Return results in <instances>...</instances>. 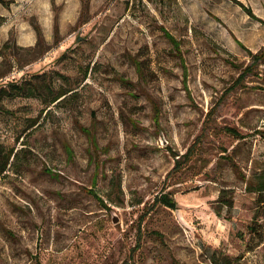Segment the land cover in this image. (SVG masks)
Here are the masks:
<instances>
[{"label":"rangeland","instance_id":"obj_1","mask_svg":"<svg viewBox=\"0 0 264 264\" xmlns=\"http://www.w3.org/2000/svg\"><path fill=\"white\" fill-rule=\"evenodd\" d=\"M78 1L0 35V264H264V0Z\"/></svg>","mask_w":264,"mask_h":264},{"label":"crops","instance_id":"obj_2","mask_svg":"<svg viewBox=\"0 0 264 264\" xmlns=\"http://www.w3.org/2000/svg\"><path fill=\"white\" fill-rule=\"evenodd\" d=\"M12 3L8 7L0 5V16L5 18L4 24L0 27V35L8 34L11 29L20 30L21 39L18 42L21 46H33L37 42V34L32 20L38 23L40 32L46 31V40L52 38L55 21L62 17V22L67 25L75 24L79 19L80 4L78 0H8ZM62 4L64 11L56 18L54 4ZM69 7L66 9V7ZM47 31L49 34L47 35Z\"/></svg>","mask_w":264,"mask_h":264},{"label":"trees","instance_id":"obj_3","mask_svg":"<svg viewBox=\"0 0 264 264\" xmlns=\"http://www.w3.org/2000/svg\"><path fill=\"white\" fill-rule=\"evenodd\" d=\"M11 3H12V1L0 0V5H2L4 7H8ZM4 22H5V18L0 16V27L4 24ZM34 28H35V31L37 33L38 39H39L40 30L37 27H34ZM177 47H178V45H177ZM251 56H252V59L254 60V62H258L259 60L264 58L263 52H261L260 54H255V55L251 54ZM250 68H251V66L247 67L242 74L246 75L247 72L250 70ZM243 75H242V77H243ZM67 94H69V91L58 93L52 99L51 104L65 98ZM193 150H194V147L189 149L188 153L186 154V159L189 160V157L193 154ZM10 156L8 157V159L10 158ZM177 165H179V162H177ZM250 189H252V191H254V192L259 193V195H261V197L263 198L264 197V179L257 186H255L254 184L251 185ZM89 193L92 194L97 200L102 202L101 199L93 191H90ZM222 200H223V198H222ZM262 201H264V200H260V202H262ZM158 204H160L161 206L170 208L172 210L177 208L176 202L166 194L160 195L154 199L153 206L158 205ZM225 205H227V204L225 203ZM252 231L253 232L255 231V229H253V227H252Z\"/></svg>","mask_w":264,"mask_h":264},{"label":"water","instance_id":"obj_4","mask_svg":"<svg viewBox=\"0 0 264 264\" xmlns=\"http://www.w3.org/2000/svg\"><path fill=\"white\" fill-rule=\"evenodd\" d=\"M114 222H115V223H117V220H116V219H114Z\"/></svg>","mask_w":264,"mask_h":264}]
</instances>
